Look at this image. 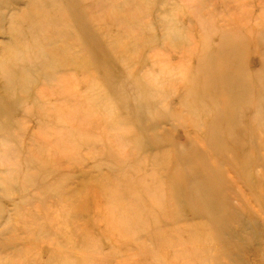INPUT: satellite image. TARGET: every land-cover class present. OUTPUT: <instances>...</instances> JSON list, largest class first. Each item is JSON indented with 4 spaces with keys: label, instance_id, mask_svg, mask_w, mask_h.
<instances>
[{
    "label": "rangeland",
    "instance_id": "374dc122",
    "mask_svg": "<svg viewBox=\"0 0 264 264\" xmlns=\"http://www.w3.org/2000/svg\"><path fill=\"white\" fill-rule=\"evenodd\" d=\"M0 264H264V0H0Z\"/></svg>",
    "mask_w": 264,
    "mask_h": 264
},
{
    "label": "bare ground",
    "instance_id": "6f19581e",
    "mask_svg": "<svg viewBox=\"0 0 264 264\" xmlns=\"http://www.w3.org/2000/svg\"><path fill=\"white\" fill-rule=\"evenodd\" d=\"M27 17H30V16H27ZM42 50V49H40ZM61 62H59L57 65L59 66ZM55 67H52L51 69H56V70H60V67H57L55 64H54ZM50 69V70H51ZM33 94V93H32Z\"/></svg>",
    "mask_w": 264,
    "mask_h": 264
}]
</instances>
